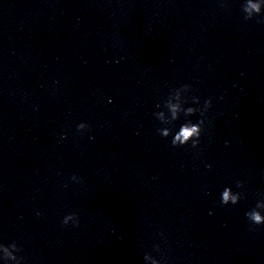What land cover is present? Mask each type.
<instances>
[{"label": "clouds", "instance_id": "1", "mask_svg": "<svg viewBox=\"0 0 264 264\" xmlns=\"http://www.w3.org/2000/svg\"><path fill=\"white\" fill-rule=\"evenodd\" d=\"M241 11L243 12L244 20H252L254 17H261L257 23H264V0H243L241 4ZM192 86L190 84H182L181 86L170 90L166 99L162 103H157L156 108L162 109L154 113L155 118L164 127H158V134L167 139L171 137V146L174 148L184 147L191 145L192 148H198L201 142V136L204 131L205 120L204 116L207 110L212 106L211 98L204 100L203 106L200 107V98L198 96H187L186 93L190 92ZM191 102L193 106L185 107L186 104ZM166 110V111H165ZM199 114V119L193 122L188 117ZM183 114L184 122L179 125L178 130L175 127V122L181 119ZM89 126L86 123H79L77 131L82 132ZM66 133L61 138L66 137ZM211 168V165H207ZM73 181L80 182V178L73 175ZM236 187L243 189L244 185L240 181H236ZM260 198L256 200L255 206L245 212V217L249 222V231H255L256 226L264 225V193L258 194ZM244 197L243 191L233 192L232 188L225 187L220 195V203L222 206L237 205ZM40 215V213H37ZM71 223L73 227L80 226V220L77 213H69L62 219L64 226ZM154 250L159 252L160 245H154ZM23 249L15 241L8 244L0 243V260L4 264H24V257L18 255ZM143 260L147 264H161V261L155 258L151 253L145 252Z\"/></svg>", "mask_w": 264, "mask_h": 264}]
</instances>
